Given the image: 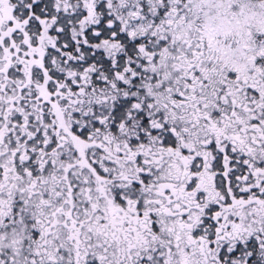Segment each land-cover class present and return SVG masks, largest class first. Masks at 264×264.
<instances>
[{
  "label": "snow or ice",
  "instance_id": "1",
  "mask_svg": "<svg viewBox=\"0 0 264 264\" xmlns=\"http://www.w3.org/2000/svg\"><path fill=\"white\" fill-rule=\"evenodd\" d=\"M0 264H264V0H0Z\"/></svg>",
  "mask_w": 264,
  "mask_h": 264
}]
</instances>
